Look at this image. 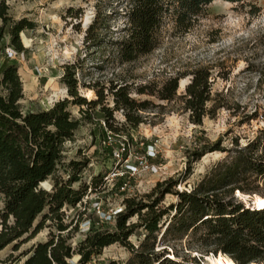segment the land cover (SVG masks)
Wrapping results in <instances>:
<instances>
[{
    "label": "trees",
    "instance_id": "obj_1",
    "mask_svg": "<svg viewBox=\"0 0 264 264\" xmlns=\"http://www.w3.org/2000/svg\"><path fill=\"white\" fill-rule=\"evenodd\" d=\"M8 1L0 0V253L13 244V251H20L48 228L46 241L22 251L11 264H203L207 256L219 254L228 256L235 264H264V201L235 199L238 192L261 195L252 185L264 179V153L259 154L260 149L264 151L263 136L243 148L237 141L234 149L225 150L221 148L222 139L200 145L190 155L186 176L192 173L195 162L211 152L228 153L226 161L217 167L218 173L192 190H176L181 180L171 178L157 183L146 196L124 199V210L113 223L107 222L112 227L99 228L90 222L85 238L74 245L63 210L76 209L90 190L101 192L107 176L99 174L89 184L82 183L88 161L75 159L67 163L66 146L75 141L84 123L116 135L128 134L146 124L149 112L165 107L149 99L139 101L132 96L133 91L167 104L179 100L189 121L199 126L205 118H215L220 110L230 107L219 103V95H214L210 68H196L190 74L168 79L161 88L144 85L133 89V84L121 81H112L108 87L100 82L82 84L77 76L79 64L73 63L65 66L62 77L68 96L47 110L26 111L22 106L25 94L19 66L7 58L6 49L26 53L20 35L32 29L34 23L27 19L13 21ZM122 1L126 5L125 35L115 43L119 59L128 64L158 48L159 33L167 17H173L177 27L186 32L206 6L217 1L236 4L241 0ZM102 18L105 15L99 11L87 30L90 46L98 37L97 26ZM7 37L11 42L6 45ZM189 76L192 79L185 94L178 96L180 81ZM81 88L94 92V98L90 100L81 94ZM71 106L80 108V119L73 116ZM115 113L122 114L123 122L117 120ZM47 182H52L50 191L43 187ZM168 194L175 196L178 203L162 209L159 206ZM164 217L168 218L165 222ZM132 218L138 221L131 223ZM202 227L206 233L200 236V245L207 251L200 256H180L168 245L157 250V245L169 242V236L181 241L190 235L197 236ZM137 230H142L144 238L135 245L130 239ZM117 243L130 251L129 260L96 261L105 248Z\"/></svg>",
    "mask_w": 264,
    "mask_h": 264
},
{
    "label": "rangeland",
    "instance_id": "obj_2",
    "mask_svg": "<svg viewBox=\"0 0 264 264\" xmlns=\"http://www.w3.org/2000/svg\"><path fill=\"white\" fill-rule=\"evenodd\" d=\"M7 4L13 21L27 19L34 23L32 29L20 35L21 45L27 52L12 59L19 66L25 94L22 106L26 111L47 110L68 96L62 77L65 66L73 63L79 64L77 76L82 84L100 82L108 87L112 81H121L133 84V89L144 85L161 88L168 79L190 74L196 68H210L214 95H219V103L230 107L220 110L215 118H205L204 124L199 126L189 121V114L182 110L179 100L167 104L133 91L135 99H149L155 105L165 107L149 112L146 124L128 134H114L107 142V131L84 123L75 141L66 146L67 163L75 159L88 161L82 183L89 184L94 176L113 174L117 170L124 173V177L108 181L107 189L102 188L99 193L90 190L76 209L66 207L63 210L74 245L85 238L90 222L99 228L112 227L107 224L103 212L112 215L122 205L126 195L120 193L121 184L127 183L130 187L126 194L139 197L148 195L157 183L171 178L181 180L176 190H192L204 179L207 181L218 173L220 168L217 167L228 158V153L211 152L195 162L192 173L186 176L190 155L197 147L222 139L221 148L225 150L234 149L237 141L243 148L259 136L264 137V0H241L231 5L212 3L186 32L179 29L169 16L159 33L158 48L128 64L119 59L115 43L125 35V1L9 0ZM70 9L74 11L72 14ZM99 11L105 18L99 22L98 37L90 46L86 41L87 30ZM10 42L7 37L5 44ZM191 79L189 76L180 81L178 96L185 94ZM182 81L184 88H181ZM80 92L88 98V89L81 88ZM69 108L75 118H81L80 108ZM115 116L123 122L121 113H115ZM120 153L122 155L118 157ZM261 153L264 151L260 149ZM51 186L52 182L43 185L49 191ZM74 187L79 188V184ZM252 188L261 195L238 192L235 199L238 202L264 201V179L253 184ZM173 203H178V199L168 194L159 207L164 209ZM98 205L102 206L100 211ZM167 219L164 217V222ZM137 221L132 218L131 223ZM48 233V228L43 229L34 241L24 244L18 252L13 251L14 244L6 247L0 253V264L14 263L22 251L36 242L46 241ZM197 233V236L190 235L181 241L169 236V242L160 243L157 250L168 245L180 256H200L207 251L200 245V236L206 233V229L202 227ZM142 234V230H137L130 242L138 245L144 238ZM131 257L130 251L117 243L105 248L96 261L123 263Z\"/></svg>",
    "mask_w": 264,
    "mask_h": 264
},
{
    "label": "built area",
    "instance_id": "obj_3",
    "mask_svg": "<svg viewBox=\"0 0 264 264\" xmlns=\"http://www.w3.org/2000/svg\"><path fill=\"white\" fill-rule=\"evenodd\" d=\"M6 55H7V58L12 60L14 58H18L19 56H21V57L24 56V53L18 54L16 51H13L12 49L8 48V49H6ZM112 135H114V134L107 130L106 142H107V139L108 140H112L111 139ZM123 151H125V148L123 149ZM117 155H118V157H120L122 155V153L117 154ZM141 165H143V163ZM115 177H124V173L121 174L120 171L117 170V171H115V173L107 175L106 178H105L106 181H105V185H104L103 188L107 189V182L110 181V180L112 181ZM119 190H120V193L123 192V195L124 196L126 195V197H124L122 199V205L118 209H116V211H114V213L112 215H106V213L103 212V214L105 215L106 220H108V223L114 222V219L116 218V215L124 210V208H125L124 203H123L124 199L132 198V197L136 196V195H133V194L132 195L126 194L127 192H130V187H128L127 183L121 184ZM83 201H84V199H83ZM81 205L82 204L80 203L79 206H81ZM97 207H98L99 211L102 209L101 205H98Z\"/></svg>",
    "mask_w": 264,
    "mask_h": 264
},
{
    "label": "bare ground",
    "instance_id": "obj_4",
    "mask_svg": "<svg viewBox=\"0 0 264 264\" xmlns=\"http://www.w3.org/2000/svg\"><path fill=\"white\" fill-rule=\"evenodd\" d=\"M217 2H221V1H217ZM224 3L231 5V3L228 2H224ZM182 87L183 88L185 87L184 81H182L181 88ZM88 98L92 100L94 98V92L89 91ZM204 264H235V262L231 258L225 256L224 254H219L217 256L214 255V257L207 256V262H205Z\"/></svg>",
    "mask_w": 264,
    "mask_h": 264
}]
</instances>
